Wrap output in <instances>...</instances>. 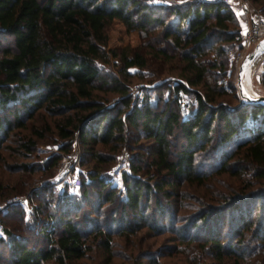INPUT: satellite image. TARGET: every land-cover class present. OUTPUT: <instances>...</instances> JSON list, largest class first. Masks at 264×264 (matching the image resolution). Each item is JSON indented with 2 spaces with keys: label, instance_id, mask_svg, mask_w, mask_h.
Returning <instances> with one entry per match:
<instances>
[{
  "label": "trees",
  "instance_id": "trees-1",
  "mask_svg": "<svg viewBox=\"0 0 264 264\" xmlns=\"http://www.w3.org/2000/svg\"><path fill=\"white\" fill-rule=\"evenodd\" d=\"M250 1L264 12V0ZM160 10L166 12L165 18L157 13ZM113 19L121 21L127 30L142 32L144 47L149 51H142L141 46L105 49L106 29ZM239 35L233 10L222 2L191 0L158 5L148 0H0V147L14 128H23L26 120L41 108L51 117H60L53 122L56 133L60 138L69 139L62 143V151L69 149L74 136L81 145L82 157L89 155L94 162L102 163L111 157L95 151L94 146L100 144L117 150L121 144L127 145V134L132 129L151 140L152 158L146 168H141L146 172L149 167L154 170H151L152 181L150 178L143 181L135 174L123 175L126 185L123 196L118 198L119 216L113 215L116 208L110 214V221L117 223L115 230L110 226L102 228L88 219L87 226L80 227L72 219L80 212L81 204H92L96 211L102 204L115 202L116 188L98 171L90 170L87 181L80 175L78 195L64 189L59 195L60 209L55 220L52 219L54 211H48L53 221L37 233L42 235L43 244L37 242L36 245L37 240H31L30 236L1 229L9 237L8 262L45 264L53 260L66 264L86 255L87 236L92 233L108 263L112 258V234L133 237L143 227L154 229L156 233L162 231L163 225L149 221L150 214H146L149 205L159 216L166 217L169 213V221L174 219L167 204L155 197L152 205L150 195L161 193V197H169L172 191L166 189L167 186L202 181L204 175L195 168L197 155L219 146H223L219 158L223 172L234 176L244 174L249 178L248 186L254 182L261 186L250 198L223 197V221L226 211L234 209L238 210L236 217L241 223L230 224L225 243L220 239L218 228H207L214 208L192 216L182 229L179 241H188L192 238L189 236L192 229L206 226L201 244L214 259L219 261L233 254L232 239L241 240L258 203L259 217L264 220V103L240 99L232 84L225 81L228 52L238 42ZM209 50L212 57H204ZM109 53L118 58V69L123 74H128L126 70L132 66H148V55L162 63L176 58L179 62L175 66L176 76L181 79L170 85L154 83L133 99L127 85L118 83L98 64L107 63ZM160 66L163 65L160 63ZM156 73L152 71L147 76H160ZM112 80L113 83H109ZM222 83H226V87ZM196 86L201 88L193 89ZM164 88L168 94L163 97ZM228 90L236 103L215 104L216 96ZM108 91L116 92L118 97L111 106L107 105L104 95ZM154 92L158 94L153 96ZM183 94L193 97L192 107L185 114L178 101ZM35 133L43 136L42 131ZM170 137L178 141H171ZM19 146L30 152L35 141L21 137ZM58 158L59 155H53L46 165H57ZM138 161L141 162L140 158H135V162ZM140 166L131 162L133 170ZM20 167L33 170L27 163ZM87 185L97 191L95 203L89 197ZM247 197L251 201L244 215ZM42 206L38 203L33 207L35 220L42 214ZM222 209L215 212V221ZM7 210L14 214L23 211L20 203L10 204ZM201 221L206 222L205 226L199 227ZM257 232L262 234L257 239L264 244V225L258 223L256 235ZM128 242L131 247L136 246L134 239ZM148 262L158 264L152 257Z\"/></svg>",
  "mask_w": 264,
  "mask_h": 264
},
{
  "label": "rangeland",
  "instance_id": "rangeland-1",
  "mask_svg": "<svg viewBox=\"0 0 264 264\" xmlns=\"http://www.w3.org/2000/svg\"><path fill=\"white\" fill-rule=\"evenodd\" d=\"M149 2L158 5H171L174 3H184L191 0H148ZM248 3L247 10L244 3ZM258 7L250 0H231L228 4L237 19V23L240 31L246 28L251 22V8ZM160 12L164 18L167 16L164 10ZM264 14V12H263ZM169 17V16H168ZM156 33V31L154 32ZM107 40L105 49L120 50L124 47L136 48L141 46V50L145 51L144 47L145 38L144 34L138 29L127 30L123 23L117 19H113L106 29ZM5 41H3L4 43ZM226 45V43H222ZM254 43L245 47L242 52L243 56L250 52ZM228 52L229 64L227 67V76L225 81H229L236 94L240 99H244L240 96L237 87V71L240 60L237 61L236 53L241 49L238 46V42L234 43L230 47ZM140 50V49H139ZM149 51V50H147ZM149 57V64L143 68L132 66L127 68L128 74H123L118 68L120 64L116 56H112L109 53V61L107 63L98 64L102 69L110 74L112 78H115L118 83L127 85L130 95L135 97L142 94L144 89H150L154 83L163 82L166 85L172 84L176 80H180L178 76V70L175 68L179 64L176 58L172 60H166L164 63L157 60V58ZM204 57H212V51L209 50ZM264 55H258L250 65L248 71L245 73L244 84L246 89L252 95H264V72L262 63ZM160 63L163 66H160ZM154 72L160 74L158 77L147 76L149 73ZM109 83H113L109 82ZM226 87V83H222ZM200 89V86L193 87V89ZM163 97L168 94L166 88L162 89ZM100 94H102L100 92ZM158 92H154L153 96ZM107 98L106 102L108 106L113 105L117 100V93L108 91L104 94ZM179 106L183 114L187 113L193 103V97L190 94H183L179 97ZM228 103L234 105L236 100L232 97V92L228 90L226 94L216 96L215 104ZM60 117H51L47 115L41 108L36 110L32 118L26 120L23 128H14L10 135L5 139L0 147V208L6 205L4 211L0 210V219L2 221V229H8L12 233L20 236H30L31 240H37L34 244H43V237L41 234H37L39 229L43 226H47L49 222L55 220V216L59 215L60 202L59 195L63 192L64 188H59L56 184L60 178L59 162L62 154L71 152L74 148L79 147L80 161L78 163L79 176L85 181L88 180V172L98 171L101 176H104L106 180L113 185L115 190V202L109 204H102V206L95 211L92 204H81L82 208L80 212L72 217L80 227H86L89 222H97L102 228L110 226L112 230H115L117 223L110 221L111 211L115 209L114 216H119L118 198L122 197L125 190L126 181L123 180V175L132 176L137 175L143 181H150L154 179L152 175L153 168L149 167L148 172L143 168L148 166L152 156L149 153L150 139L140 136L138 132L129 129L128 131V143L127 145L121 144L117 150H111L108 146H102L96 144L94 146L95 151H99L104 156L111 157L106 159L102 163L94 162L89 155L82 157L81 145L74 136L71 138L69 149L62 151L60 147L62 143H66L69 139L60 138L54 128L53 122ZM42 131L43 136L38 137L35 131ZM138 135V137H136ZM216 135V133H215ZM214 135V136H215ZM21 137H31L35 141V146L32 151L27 152L19 146ZM171 141L177 140L170 137ZM233 148V147H232ZM231 148V149H232ZM223 154V146H219L217 149H213L208 153H202L197 155L195 168L198 173H201L203 180L198 182H182L178 187L167 186L166 189L172 191V195L169 197H161V193H152L150 195V203L154 204L155 197L160 198L163 203L167 204L168 212L174 214V219L171 222L168 219V214L159 216L154 210H151V205L146 209V214H150L148 218L151 223L163 225V229L160 233H156L154 229H148L146 227L141 228L133 237L112 234L111 236V250L112 258L107 263L106 254L103 253L97 244V238L93 239L92 233L87 236L86 243L89 245V249L83 258L66 262V264H150L148 258L152 257L158 264H264V244L261 243L257 237L262 236L260 232L255 234L258 223L264 225V220L259 217V203L257 208L251 215V224L249 228L244 229V235L241 240L236 238L232 239L233 254L223 256L222 260L214 259L211 252L201 243L204 242L203 238L205 232L203 231L205 221L198 222L199 229H192L190 235L192 238L188 241H179V235L182 234V229L188 225L192 216L198 212L206 209L210 211L214 208L216 212L223 208L224 196H249L255 191L256 188L261 185L252 183L247 185L248 177L244 174L240 176H234L227 172H223L219 168L220 156ZM53 155H59L57 165L51 167L46 165V162ZM151 156V157H150ZM135 158H140L141 162H135ZM231 161V160H229ZM131 162L134 164L142 165L139 169L133 170L131 168ZM29 164L33 167V170H25L20 167V164ZM146 163V164H144ZM152 170V171H151ZM253 182L254 180L251 179ZM89 190V197L91 201L95 203L96 190L93 187L87 185ZM70 193L78 195L79 190H69ZM157 195V196H156ZM17 197H26L24 202H13ZM248 198V197H247ZM245 200L244 215L250 205V201ZM142 201V200H141ZM20 203L23 211L17 214L11 213L8 209L10 204ZM40 203L42 206V214H40L36 220L33 218V207ZM59 208V209H58ZM7 211V212H6ZM9 211V212H8ZM45 211V212H44ZM47 211V212H46ZM54 211L53 220L47 215V213ZM215 212H213V218L209 219L208 227H215L219 230L220 239L222 243L228 237V229L230 224L241 225L236 215L238 210L232 209L226 211V215L223 221V209L219 219L215 221ZM7 213V214H6ZM212 213V212H210ZM125 215L130 218L129 213ZM164 216V217H163ZM3 219V220H2ZM0 264H10L8 262V243L9 237L3 234L0 230ZM134 239L136 246L131 247L129 240ZM230 240V238H229ZM37 242H39L37 244ZM240 256V257H239ZM45 264H57L53 260L46 261Z\"/></svg>",
  "mask_w": 264,
  "mask_h": 264
},
{
  "label": "built area",
  "instance_id": "built-area-1",
  "mask_svg": "<svg viewBox=\"0 0 264 264\" xmlns=\"http://www.w3.org/2000/svg\"><path fill=\"white\" fill-rule=\"evenodd\" d=\"M211 2H222L224 4H230L231 0H205ZM245 9L247 10L248 3H244ZM251 8V22L250 24L240 31L238 46L241 48L236 53L237 61L243 58L242 50L249 46L252 43L257 42L259 39L264 38V14L261 8L258 7H249ZM264 55V53L262 54ZM262 68L264 72V60L262 63ZM135 97V92L133 94V99ZM79 147L74 148L73 151H69L67 153L62 154L59 167H60V178L57 182V186L59 188H64L68 190L77 189L79 186V171H78V163H79ZM26 197H17L13 200V202H24ZM6 205L0 208L1 211H4ZM2 229V221L0 219V230Z\"/></svg>",
  "mask_w": 264,
  "mask_h": 264
},
{
  "label": "water",
  "instance_id": "water-1",
  "mask_svg": "<svg viewBox=\"0 0 264 264\" xmlns=\"http://www.w3.org/2000/svg\"><path fill=\"white\" fill-rule=\"evenodd\" d=\"M263 53H264V38H261L257 42L254 43L252 50L243 56V58L241 59L238 65L236 83H237V87L239 90V94L245 100L254 102V103H264V95L259 96V95L250 94L249 91L245 87L244 77H245L246 71H248L253 60L258 55L263 54Z\"/></svg>",
  "mask_w": 264,
  "mask_h": 264
}]
</instances>
